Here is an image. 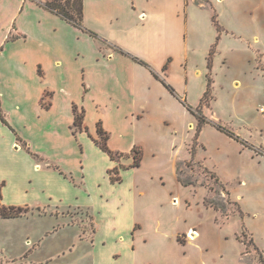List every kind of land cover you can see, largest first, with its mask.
<instances>
[{"label": "crops", "instance_id": "obj_1", "mask_svg": "<svg viewBox=\"0 0 264 264\" xmlns=\"http://www.w3.org/2000/svg\"><path fill=\"white\" fill-rule=\"evenodd\" d=\"M211 2L83 0V24L94 37L34 1L0 0V102L14 130L0 119L1 204L30 209L16 219L34 216L50 223L34 239L35 247L49 236L72 232L38 264H142V220L149 209L142 164L132 168L128 155L112 160L96 143L98 124L109 136L110 150L127 154L133 145L116 144L130 137L142 141V121L165 103L191 114L182 101L188 103L193 86L203 96L209 81L211 89V54H220L225 42L237 48L236 30L214 20L217 32L211 22L202 24L203 10L218 0ZM263 51L254 49L252 59ZM75 105L85 110L87 131L74 132ZM216 118L208 119L220 123ZM209 128L214 129L207 125L202 133ZM215 132L238 148H263L233 131L248 147ZM258 156L264 167V154ZM115 169L117 182L111 179ZM194 229L180 232L178 242L195 243L201 235ZM191 231L196 240L182 243L179 235Z\"/></svg>", "mask_w": 264, "mask_h": 264}, {"label": "rangeland", "instance_id": "obj_2", "mask_svg": "<svg viewBox=\"0 0 264 264\" xmlns=\"http://www.w3.org/2000/svg\"><path fill=\"white\" fill-rule=\"evenodd\" d=\"M214 17L221 26L236 30L237 48L233 51L232 44L225 42L220 54H211L214 67L209 75L214 83L211 107H204V114L209 119L218 117L230 131L263 148H238L216 133L215 127L197 136L196 117L169 103L142 121L138 127L142 141L132 137L117 141L116 146L124 149L133 145L125 155L136 150L142 156V184L149 208L142 220V264H264V167L258 165L260 157L256 158L264 154V115L260 112L264 51L257 53L256 62L252 59L254 49H264V0H218L203 10L201 22L212 23ZM191 92L188 103L197 107L203 93L199 94L197 85ZM137 142H142V148ZM183 161L190 163L182 166L181 176L192 179L195 188H185L177 180L174 165ZM205 197L224 203L225 213L206 208ZM50 227L45 218L34 216L0 219V264L45 262L59 243L72 236L66 230L35 247L34 239ZM189 227L201 237L182 245L177 236ZM179 239L186 243L190 235L181 234Z\"/></svg>", "mask_w": 264, "mask_h": 264}, {"label": "trees", "instance_id": "obj_3", "mask_svg": "<svg viewBox=\"0 0 264 264\" xmlns=\"http://www.w3.org/2000/svg\"><path fill=\"white\" fill-rule=\"evenodd\" d=\"M36 2L37 4H39L41 7H43L44 9L52 12L53 14L57 15L58 17H60L61 19H63L64 21H66L67 23L71 24L72 26L84 31V32H88L93 34L92 32H90L88 29H86L84 27L83 24V17H84V6H83V0H31ZM214 19V23L218 26L217 21ZM15 37L12 36L10 37V40H14ZM136 62H138L139 64L150 68L149 65L147 63H145L144 61H141L137 58H133ZM210 65V64H209ZM154 74V76L157 79H160L159 76L152 72ZM161 80V79H160ZM162 83L164 84V86L170 91V93L172 95H174L175 97L178 98V95L176 93V91L174 90L173 87H171L170 85H168L165 81L161 80ZM212 100V96H211V92H210V81H209V86L208 89L204 95V98L201 102V104L197 107V108H193L190 105H188V103L186 101H182V104L187 108V110L193 114L196 119H197V136L200 134V132L202 131V129L207 126V125H211L215 128H217L219 131L227 134L228 136H230L231 138L235 139L236 141H239L240 143H242L243 145H245L246 147H248V145L246 144V142H244L243 140H241L238 136H236L233 132H231L228 128H226L225 126H223L220 123H215L211 120H209L203 112V108L205 106H209L210 102ZM74 115H75V120H74V132L77 133L78 131H87L86 127H84V118H85V110L84 109H79L78 106H74ZM0 119L2 120V122L9 126V124L7 123L3 113H2V109H1V102H0ZM10 127V126H9ZM11 128V127H10ZM12 129V128H11ZM13 130V129H12ZM14 131V130H13ZM98 133L100 136V140H96V143L100 146V148L106 152L110 158L112 160H120L124 157H126L127 155L122 154V153H114L110 150V148L108 147V139L109 136L108 134L103 130L101 123L98 124ZM135 154V155H132ZM132 154L130 156H133L134 162L131 165L132 168L135 167H140L141 165V160H142V156L141 153L139 151L134 150L132 152ZM37 157V156H36ZM190 163V162H189ZM189 163H187V161H183L181 163H178L177 165V173H178V180L179 182L182 184V186L184 187H196V183L192 180V179H183L181 176L182 173V166H189ZM205 171H208V169L204 168ZM118 172V169H115L111 172V179L113 182H117L120 180L119 177H116L115 174ZM212 177L216 178L217 181H219V179L217 178V176L215 174L212 175ZM2 188L0 185V219H16V218H22V217H26L29 213H30V209L29 208H23V207H6V206H2L1 201H2ZM230 194V193H228ZM204 203L207 207H211L213 209H215L216 211H220L225 213L226 211V206L224 203H220L219 201L216 200H211L206 198L204 200ZM238 206V205H237ZM238 211L239 213L242 215L241 209L238 206Z\"/></svg>", "mask_w": 264, "mask_h": 264}, {"label": "bare ground", "instance_id": "obj_4", "mask_svg": "<svg viewBox=\"0 0 264 264\" xmlns=\"http://www.w3.org/2000/svg\"><path fill=\"white\" fill-rule=\"evenodd\" d=\"M189 235H190L191 240H194V239H196L198 237V235L196 233H194L193 231H191L189 233Z\"/></svg>", "mask_w": 264, "mask_h": 264}, {"label": "built area", "instance_id": "obj_5", "mask_svg": "<svg viewBox=\"0 0 264 264\" xmlns=\"http://www.w3.org/2000/svg\"><path fill=\"white\" fill-rule=\"evenodd\" d=\"M260 112L264 115V105L260 107Z\"/></svg>", "mask_w": 264, "mask_h": 264}]
</instances>
